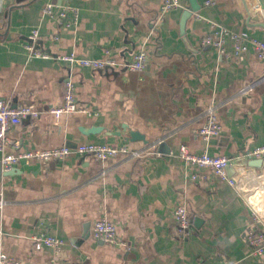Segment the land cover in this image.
I'll use <instances>...</instances> for the list:
<instances>
[{
  "label": "crops",
  "instance_id": "crops-1",
  "mask_svg": "<svg viewBox=\"0 0 264 264\" xmlns=\"http://www.w3.org/2000/svg\"><path fill=\"white\" fill-rule=\"evenodd\" d=\"M163 1L0 0V99L13 108L33 104L40 112L11 128L15 150L83 144L128 150L107 161L71 155L21 162L7 172L0 164V252L23 264H264V255L253 257L244 240L251 223L246 196L178 156L181 147L224 155L233 160L229 176L242 169L244 191L264 190V161L255 167L248 156L264 145V60L250 44L235 57L230 39L226 56L201 43L221 29L264 42V0H195L199 10L183 34L180 20L190 0H178L182 8L158 20ZM46 6H52L50 15L43 13ZM68 8L76 17L68 12L60 19ZM32 30L50 58L24 49ZM143 49L141 72L72 68L56 59L74 54L124 64ZM68 79L89 114L69 116L62 136L50 135L47 110L60 102ZM208 107L222 129L205 142L196 131ZM92 128L97 132L87 133ZM131 130L148 144L127 140ZM180 203L191 223L184 238L173 218ZM101 218L115 224L126 247L92 237L91 225ZM38 232L61 239L60 252L34 250L31 237Z\"/></svg>",
  "mask_w": 264,
  "mask_h": 264
},
{
  "label": "built area",
  "instance_id": "built-area-1",
  "mask_svg": "<svg viewBox=\"0 0 264 264\" xmlns=\"http://www.w3.org/2000/svg\"><path fill=\"white\" fill-rule=\"evenodd\" d=\"M213 1H206L205 5L213 4ZM182 8L178 0H164L159 10L158 20L175 9ZM68 12H72L76 17L74 9H64L60 13L59 18L65 20ZM45 15L52 13V6H46L43 10ZM38 33L32 30L28 36V42L23 45L26 52L35 58L48 59L50 55L40 50L37 45ZM227 39L233 43L234 56L239 57L247 50V45L250 44L259 60H264V42L254 38H247L246 33L234 34L227 30L221 29L204 36L201 43L205 46H211L216 49L220 55L226 56L224 45ZM57 60L65 61L72 68L85 67L91 70H114L117 68H125L128 71L141 72L147 63L146 51L140 50L133 55L131 60L126 63L118 64L115 60L109 58L106 60L79 59L74 54L57 56ZM205 123L198 128L196 134L205 142L211 138L218 137L221 133V125L219 123L216 111L213 107H208L206 112ZM75 114H89V110L80 105L76 100V89L74 83L68 79L64 83L61 100L58 104L51 106L47 110L48 126L47 132L50 135L62 136L66 129V122L69 116ZM40 116L39 110L33 105H25L11 107L8 102L0 99V164L4 171L12 170L16 165L23 162L26 164L36 162L45 164L52 160L64 161L71 155L79 157H89L95 161H107L115 159L121 154H128L126 147H113L107 144H83L75 148H70L66 145L55 146L47 149H36L19 151L15 150L16 144L10 138L9 132L11 128L21 123L26 118L36 119ZM179 158L192 168L208 169L220 181L227 182L231 187L243 193L250 205L251 223L244 231V240L251 250V255L256 258H261L264 255V190L255 188L251 191H244V173L239 168L237 175L229 176L227 167L232 165L231 159L224 155H209L207 152L201 154L190 153L187 148L179 149ZM248 156L254 160L264 161V145L253 148ZM196 176H192L195 180ZM3 206V201L0 200V212ZM173 218L176 224V233L179 237H186L190 231V219L188 210L185 204L180 203L174 207ZM92 237L101 243L109 245H117L126 247V243L118 236L116 226L113 222L106 218H101L93 222L91 225ZM34 250H41L44 247L51 248L55 254H58L63 245V241L57 237L51 236L45 232H38L31 237ZM0 264H23L20 260L13 259L5 253L0 252Z\"/></svg>",
  "mask_w": 264,
  "mask_h": 264
},
{
  "label": "water",
  "instance_id": "water-1",
  "mask_svg": "<svg viewBox=\"0 0 264 264\" xmlns=\"http://www.w3.org/2000/svg\"><path fill=\"white\" fill-rule=\"evenodd\" d=\"M259 2L261 4H263V0H259ZM199 10V6L196 4V1L195 0H190V8H188L187 10H185L183 13H182V16H181V20H180V30H181V33L183 34L184 33V29H185V25H186V22L187 20L191 17V15L194 13V12H197ZM4 14L2 12H0V16ZM259 26H261V28L264 29V23L260 24ZM94 132H97V129L95 128H92V129H89L87 133H94ZM127 140L129 141H132V142H135V141H142L144 144H148L147 140L145 139L144 135L140 134L139 132L137 131H129L128 132V136L126 138ZM159 148H165V145L163 144H159L158 146ZM161 151V150H160ZM169 150L166 149L164 150L162 153H165V154H168ZM262 163V160H252L251 161V164L252 166H255V167H258L260 166ZM227 172L229 174L232 173V170H230L229 167H227Z\"/></svg>",
  "mask_w": 264,
  "mask_h": 264
}]
</instances>
